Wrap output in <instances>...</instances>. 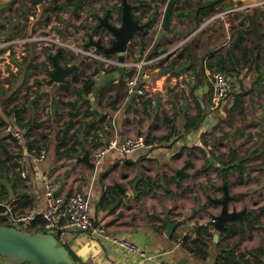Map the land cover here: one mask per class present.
I'll return each instance as SVG.
<instances>
[{"label": "crops", "instance_id": "0c3cea01", "mask_svg": "<svg viewBox=\"0 0 264 264\" xmlns=\"http://www.w3.org/2000/svg\"><path fill=\"white\" fill-rule=\"evenodd\" d=\"M148 1L150 7L144 16L134 19L140 23L146 22L150 15L152 19L142 29L135 31L136 34L128 42L130 45L136 40L133 46L138 58L135 59L145 62L138 76L139 85L146 89L144 94L127 96L125 83L117 91V81L122 72L128 71L127 66L121 72L116 70L111 73L106 71L109 65L83 59L71 62L74 68L61 82L49 79V72L53 69L51 61L48 69L40 75L46 78L34 80L33 95L27 96L25 92L20 95L18 87H14L10 94L15 90L17 92L8 95L9 102L6 99L0 100V117L6 123L20 128L23 135L26 127H31L29 139H35L46 150L41 161L19 157V167L15 168L16 177L13 178L9 172V179L0 182V188L1 184L6 187L7 201L12 209L41 211L46 204L45 182L49 179L58 193L68 194L77 189L89 195L94 225L102 226L106 233L131 239L148 253H158L157 259H147L102 235L66 226L62 232L63 244L74 254L78 264H158V259L163 257L175 264H214L218 252L206 249L205 258L195 253L190 248L194 235L191 236L190 228L186 226L189 220L205 215L202 210L196 211L192 206L197 201L202 205L203 196L206 198L207 195L204 192L191 194L190 189L193 178H203L201 173L193 175L194 170L203 164L212 165L216 172L223 173L221 170L225 167L224 163L244 159L243 165L247 171L243 172L249 176L260 174L259 184H262L260 189L264 195V136H259L264 134L262 35L252 28L248 33L251 35V45H246V37L239 30L233 32L234 27L225 20L228 10L207 15L208 10L202 9L204 4L208 5L207 0H195L194 4L189 0H174L168 28L164 29L161 24L165 7L156 6V11H153L154 1ZM155 1L158 4L161 2ZM167 1L164 0V3ZM196 18L201 19L199 24ZM126 54L128 61L132 59L128 51ZM160 55V59H153ZM6 61L11 65L13 79L20 78L22 66L25 69L24 76L26 70L31 69L26 60L14 64ZM60 63L65 65L62 60ZM68 64L70 62L67 61ZM213 68H222L228 80L227 99H222L216 105L211 102L208 78ZM88 78H91L90 90L83 92L82 81ZM0 83L6 88L12 84L4 81ZM69 88L72 89L70 95L65 92ZM235 93H242V113L236 108L231 109ZM250 95L261 97L256 102L257 109H246ZM0 97L3 98L2 95ZM67 97L70 99L67 100ZM18 98L21 100L19 103L16 102ZM15 103L25 109L19 121L14 120L12 113L8 115L1 110L4 104L10 109ZM63 109L67 111L61 112ZM197 110H200V121L196 127L185 130V114L194 115ZM70 119L75 124L68 130L67 143L77 147V151L74 155L58 156L56 145L66 126L65 122ZM21 121L25 129L20 127ZM170 127L181 136L173 134L169 139H164L162 136L167 134ZM252 128L260 134L257 133L256 140L250 145L248 140H241L245 131L249 132ZM228 130L237 131L232 134L231 143L224 137ZM207 131L213 135L218 149L211 155L207 151L210 144H206L202 138ZM137 135L142 136L150 145L130 152L109 149L103 154L96 171L88 162L79 158L87 150L91 162L93 152L114 137L121 139ZM10 138L3 129L0 135L2 150L9 151V146L4 142H10ZM25 140L27 143L26 137ZM238 145H246L249 149L240 152ZM228 146L231 150L235 148L234 155H230ZM197 151L202 152L201 157ZM253 162L259 165L247 166ZM185 163L187 167L184 171L187 174H179L182 175L179 178L175 173ZM20 170H24V176L20 175ZM229 172L231 178L236 173L239 175L238 164L232 165ZM144 176L157 180L159 186L146 190ZM170 177L177 179L168 183ZM177 183L182 184L186 191L184 195L191 194L192 204H184L185 196L177 194L181 191L179 187L176 188ZM257 183L254 181L245 187L237 181L232 183L230 191L227 188L232 198L230 201L237 203L248 199L250 204H246L247 208L264 206V196L263 199H251L248 194L258 192ZM200 184L206 186L204 181ZM106 186H112V189L105 192L107 202L98 205ZM143 189L146 193L140 194ZM244 190L248 191L245 193ZM239 193L245 194L242 198H233V195ZM169 209L171 213H167ZM168 222L174 223L170 230ZM199 224H207L210 231L211 221L208 219H202ZM244 241L249 242L246 244L248 248H259V257L264 259L263 230L254 229ZM202 247L207 248L206 244ZM162 251L167 252L159 254Z\"/></svg>", "mask_w": 264, "mask_h": 264}, {"label": "rangeland", "instance_id": "374dc122", "mask_svg": "<svg viewBox=\"0 0 264 264\" xmlns=\"http://www.w3.org/2000/svg\"><path fill=\"white\" fill-rule=\"evenodd\" d=\"M64 0H0V82H9L10 84L7 88L4 85H1L0 83V95H2L3 98L6 99L7 102H9V94L12 91L14 87H18V92L20 90V95L22 92H25L28 95H33L35 89L33 88L34 80L36 79H45L43 76H40L43 74V71L48 69V65H50V62L47 59L46 53L54 54L57 51L58 47H62V51L64 54V58L66 61L75 62V61H94V63H98L95 59H89L86 57V55L78 52V49L86 50V51H94L96 53L105 55L111 60L117 61L118 54L116 52L111 53H104L102 49H97L94 45H87L89 39L92 40H100V42L104 46H109L111 44V41L114 39V35L111 33L110 30L107 29V27L100 22V19L104 17V15H107L108 21L114 25H119L121 23V15L118 12V6H119V0H86L83 5L80 8L73 9L72 6H69L67 9H61L59 8L60 3ZM153 4V11H156V6L166 7L167 3H164V0H161L158 4L155 0ZM160 1V0H157ZM190 3L195 2V0H189ZM198 1V0H196ZM202 0H200L201 2ZM220 1V0H218ZM264 0H221L218 4L213 6V9L208 11L207 15L212 16L214 14L219 13L222 10H228V13L225 17L226 21H229V23L234 27L233 32L235 29L239 30L241 34H243L245 38V44L248 43L251 45V35H249V30L252 29V26L256 27L258 30V33L262 35V39L264 41V2H261ZM236 2V3H235ZM216 3V2H215ZM235 3V5L233 4ZM165 4V6H164ZM214 4V3H213ZM148 9V8H147ZM165 10V8H164ZM151 18V15L148 16ZM134 18V17H133ZM149 18V19H150ZM258 19V22H256V19ZM148 18L146 21H150ZM253 23V25L251 24ZM250 25V26H249ZM241 28V29H240ZM232 32V33H233ZM136 34V33H134ZM133 34V35H134ZM249 35V36H248ZM136 40H134L135 42ZM134 42L132 44H128L127 49L125 53H123L125 56H127L126 52L128 51V55L131 56L132 59H129V61L137 60L135 58H138L135 56V48H134ZM14 63H23L30 62L35 65V67L29 69V71L26 70L25 73H29L28 75H32L31 77L24 76V68L22 72L20 71V78L17 77V79H13V74L11 72V65L6 61ZM20 61V62H19ZM126 61H128L126 57ZM116 66L109 64L107 67ZM131 71V68H128V71ZM2 71L4 73H2ZM133 71V70H132ZM211 71V70H210ZM28 81H31L29 84H27ZM72 90L69 88V90H66V94L70 95ZM12 94V93H11ZM10 94V95H11ZM21 97V96H20ZM35 97V96H34ZM225 100L227 97H224ZM223 98V99H224ZM70 98L67 97V100ZM261 97H252L251 95L248 96V106H246V109H257L256 102L260 100ZM264 99V98H263ZM5 101V100H4ZM16 102L19 103L21 100L16 99ZM15 103V104H17ZM14 104V105H15ZM9 108H7V105L4 104V108L1 110L5 113ZM244 109V107H243ZM67 111V109H63L61 112ZM6 114V113H5ZM27 117V114L25 115V118ZM24 118V117H23ZM1 120H4L0 117ZM6 121V120H5ZM23 122L21 121L20 127H24L25 125H22ZM213 128V126L211 127ZM257 129H260L258 127ZM3 132V125H0V135ZM237 131L231 132V130L227 131L226 137L228 139V143H231L232 134H235ZM246 133V134H245ZM243 135V140L246 142L249 141V144H253V142L256 140V136L258 130H255L252 128L249 132L245 131ZM264 133V132H263ZM260 134V133H259ZM264 136L263 135H259ZM206 144H210V148H207L208 154L211 155L215 152L217 149L216 144L214 143V137L213 135L209 134V131H207L203 137ZM2 139V138H1ZM233 140V139H232ZM235 140V139H234ZM4 142V141H3ZM7 147L9 146L10 153H19V149L15 143V141L10 138V142L5 141L4 142ZM0 145V161L1 159L7 160L3 150L1 149ZM248 146H241L238 145V149L240 152H244L245 149H247ZM229 153L231 151V147L228 146ZM235 149V148H234ZM249 149V148H248ZM218 150V149H217ZM233 150V149H232ZM198 155L201 157L202 152L197 151ZM211 153V154H210ZM220 154V152H217ZM264 153V151H263ZM191 163V162H190ZM9 165L10 169L6 173L1 167L0 164V182L6 181V175L11 172V175L13 177V168L9 163H5ZM193 165V164H192ZM206 165V166H205ZM247 165V164H246ZM258 162H253L248 164L247 166H258ZM201 167H204V170H202V179L197 180L198 178H193L192 181V188L191 194L193 193H199L204 192L206 194V198L203 196L204 203L200 205L198 201L193 204L192 207H195L197 210H202V212L205 214L199 217H196L194 219L189 220L186 226H188L190 229L191 236L195 235L194 229L195 226H198L202 219H208L209 221H212L211 215H216L219 213L220 206L214 203L213 201H209L210 198H219L222 196V184L226 183V187L228 184L229 186L234 182H238V184H241L243 187L247 186L249 183L258 182L260 183V178L258 175L260 174H247L246 172H242V174L239 176L237 173L233 178L230 176L228 177V181L222 182L220 178V172L215 171L214 167H210L209 164H203ZM200 167V168H201ZM246 167V166H244ZM199 169V168H197ZM194 170V174L196 173ZM247 171V169L245 168ZM16 173V170H14ZM245 173V174H244ZM15 175V174H14ZM256 175V176H254ZM187 181V180H186ZM196 181V182H193ZM206 182V188L205 185H201L200 183ZM255 184V186H257ZM195 185L197 187H195ZM262 184L258 185V192H255L253 195L249 194V197L251 199L259 197V199H263V190L260 189V186ZM176 188L181 190L179 193L182 196H185L184 198V204H192L193 199L191 194L184 195V188L182 187V184L178 185L175 184ZM75 190V189H74ZM208 190H210L208 192ZM230 191V189H229ZM248 190H244L243 192H247ZM72 192V191H71ZM240 195V194H239ZM244 196V195H243ZM239 197V196H238ZM242 198V197H241ZM246 204H250V201L248 199H244L242 202L232 203L230 201L229 203V209L235 208L236 210H241V208L245 207L247 208ZM210 208L207 210V208ZM256 209H259L258 207ZM246 211V210H245ZM262 221H264V217L261 218ZM210 223V222H209ZM264 225V222H263ZM264 231V227L260 228ZM210 232L212 233H218L219 231L215 229L211 222V228ZM190 237V235H189ZM236 237H229L226 238L225 241H232ZM218 240V238H217ZM242 240L240 243L239 249H249L246 244L248 245V241ZM244 241V242H243ZM216 241L212 239H208V242L206 244L207 248L210 249L213 252H218L217 247L214 245ZM245 243V244H244ZM203 246V245H202ZM217 254V253H216Z\"/></svg>", "mask_w": 264, "mask_h": 264}, {"label": "built area", "instance_id": "2783aa9c", "mask_svg": "<svg viewBox=\"0 0 264 264\" xmlns=\"http://www.w3.org/2000/svg\"><path fill=\"white\" fill-rule=\"evenodd\" d=\"M78 52L86 55L89 59H95L104 65L112 64L118 66L121 64L118 60L113 61L105 55L94 51L78 49ZM161 57L162 56L160 55L153 59L158 60ZM143 63L145 62L142 59L133 61L125 60L123 63L125 67L127 66L133 70H131V74L125 79V91L127 96L137 97L145 93L146 89L138 83L139 70ZM208 78L211 84V102L216 105L228 92L227 76L222 69L213 68L209 72ZM3 129L13 138L23 158H29L34 162L44 159L46 154L45 148H40L39 150L34 148L28 149L23 131L20 128L12 126L10 123H6L3 126ZM149 145L150 144L140 135L127 136L121 139L114 137L111 141L105 143L93 152L91 163L94 171H96L103 154L109 149L113 148L121 152H130L148 147ZM19 173L21 176H24V170H20ZM45 201V207L41 211H21L18 209H12L9 201H0V224L11 225L26 230L36 218H39L41 221L36 224L35 228L54 234L60 244H63L62 232L64 228L66 226H71L102 235L147 259H157L156 255H158V253H148L141 249L131 239L116 234L106 233L102 226L94 225L91 215V202L87 193L77 189L68 194L58 193L55 191L53 182L48 179L45 182ZM166 252L167 251H162L159 254H164ZM158 264L175 263L170 259L163 257L158 259Z\"/></svg>", "mask_w": 264, "mask_h": 264}, {"label": "trees", "instance_id": "16d2710c", "mask_svg": "<svg viewBox=\"0 0 264 264\" xmlns=\"http://www.w3.org/2000/svg\"><path fill=\"white\" fill-rule=\"evenodd\" d=\"M86 0H64L60 3L59 8L61 9H67L69 6H72L73 9L76 8H80L83 3ZM131 3V12H132V16L134 18H140L141 16H144L145 11L147 10V8L150 7V2L148 0H129ZM221 1V0H220ZM220 1L211 4V5H205L203 6L202 9H207L208 11L213 9V6L218 4ZM186 2V1H185ZM120 3V0H119ZM203 4V3H202ZM139 7H144V9H139ZM118 12L121 15V5L119 4L118 6ZM138 12L137 14H134L133 12ZM150 17H148L149 19ZM152 19V18H151ZM256 19V22H258V19ZM201 19L196 18V23L199 24ZM251 24L253 25V23L251 22ZM250 26V25H249ZM252 28L256 29L257 28L252 26ZM241 29V28H240ZM238 30V29H237ZM258 32V31H257ZM241 34V33H240ZM135 35V34H134ZM134 35L132 36V38L134 37ZM255 47L257 46V44L254 45ZM47 55V59L49 62H51L50 59V55L49 53H46ZM258 55V54H257ZM57 60L60 62L61 60L64 62V64L66 65L67 61L64 58V54L63 52H60V54L57 57ZM236 62L238 61L237 58L234 59ZM173 62V60H172ZM30 68L35 67V65L33 63H28L27 65ZM222 69V68H220ZM75 70V69H74ZM117 66H111V67H107L106 71L107 72H116ZM223 70V69H222ZM131 74V71H124L120 74V79L117 81V91L120 90V88L123 86V84L125 83L124 78L127 76H129ZM28 74L25 73V76H27ZM112 81V80H111ZM90 84H91V78H88L84 81H82V91L83 92H88L90 90ZM17 90L13 91L12 94L16 93ZM242 93H235L234 94V101L233 104L231 106V109L236 108L238 110V112L242 113ZM24 108L19 106L18 104L13 105L10 109H8L7 111H5L6 114L10 115L11 113L14 116V120L15 121H19L21 119V114L24 112ZM185 118H186V123H185V130H188V127H196L197 126V122L200 121L201 115H200V110H197L196 114L194 115H189V114H185ZM31 120L27 121V124L30 122ZM6 121L5 120H1L0 119V125H5ZM35 124V123H34ZM66 126L64 127V129L62 130V134L59 137V141L56 145V151H57V155L58 156H62V155H74L76 154L77 151V147H74L73 144L68 145L67 141H68V130L71 126H73L75 124V121H72L71 119L65 122ZM195 124V125H194ZM91 126H93V124H91ZM31 127H26L25 131H24V135L27 139V148L31 149L34 148L36 150H39L40 148H44L43 145L36 143L35 139H29V136L31 135ZM173 134H177L176 136H181L179 135L178 131L175 130L173 127H170L167 134L163 135L162 137L164 139H169ZM3 153L6 157V161L5 159H1L0 164L1 167L4 171H6V173L9 171L10 167L9 165L5 164L6 162L9 163L12 168L15 170V168L19 167V161L18 158L21 157L20 153H10L7 150H3ZM235 150H231L230 151V155H234ZM245 162L244 159L240 158L237 161H227L226 163H224L225 167L223 168V173L220 174L221 176V180L222 182L224 181H228V177H229V168L232 165H237L238 164V169H239V176L242 174V172L245 170V165H243ZM190 166H192V163L189 164ZM206 166V165H205ZM210 167L212 165H209ZM13 170V178L16 177L15 171ZM202 170H204V167L199 168L195 171L196 173L201 172ZM6 179H9L8 175L5 176ZM179 178H182V175L178 176ZM177 179V178H176ZM175 177H170L168 179V183L175 181L176 180ZM144 185L146 188V190H150L151 188L157 187L159 186V183L157 182V180L155 179H151L149 176H144ZM137 184V183H136ZM1 188H0V201H7L8 200V192L5 189V185L1 184ZM110 189H112V186H106L100 196V199L98 201V205L102 204L103 201L107 200L105 199V192L109 191ZM146 190L143 189L140 194H144L146 193ZM240 194V195H239ZM236 195H233V198H237L238 196L241 198L243 197V195L245 193H239ZM210 201V199H209ZM211 202V201H210ZM259 209L256 208H246V211L242 214L241 218H235L233 220H230L228 222H226V228L222 231H220L219 236H218V240L215 242V246L218 249V253L214 258V264H264V259H261L259 257L260 254V250L259 248L255 247V248H249V249H239L240 243L242 242L243 239L245 238H249L252 234V231L254 229L257 228H262L264 227L263 225V221H262V217H264V206H260L258 207ZM167 213H171V209H169L167 211ZM41 220L39 218H36L31 224L30 227H28L26 230L32 231V232H39L41 231L38 228H35L36 224L39 223ZM195 235L194 237L191 239V247L193 248V250L195 251V253H197L200 257L205 258L207 255V250L205 247H202V245L207 244L208 239H212V233L208 230V225L206 224H199L198 226H195L194 229ZM207 236V237H206ZM236 237L235 239H233L232 241H225L226 238L229 237ZM187 236L184 237V241H186ZM71 256L77 261L76 257L74 256V254L70 251ZM0 264H30L27 262H10L8 261L6 258L1 257L0 260Z\"/></svg>", "mask_w": 264, "mask_h": 264}, {"label": "water", "instance_id": "95a60500", "mask_svg": "<svg viewBox=\"0 0 264 264\" xmlns=\"http://www.w3.org/2000/svg\"><path fill=\"white\" fill-rule=\"evenodd\" d=\"M218 0H207L206 4H212ZM174 0H168L165 10L164 18L161 26L164 29L168 28ZM121 5V23L114 25L108 21L105 14L100 22L104 24L108 30L114 35V39L109 46H104L100 40L89 39L87 45H94L97 49H102L104 53L116 52L118 54L117 60L121 63L117 66L118 71L124 70L123 65L126 60L125 53L128 42L133 36L134 32L142 29L147 21L140 23L138 19H134L131 13V7L128 0H120ZM62 51V47H58L54 54L50 55L53 64V69L49 72L50 81L61 82L64 77L69 74L74 68V64L62 65L57 57ZM88 151L84 152L80 160L88 162L90 166L92 163L89 161ZM187 163L177 169L175 175L184 174V169ZM187 174V173H185ZM223 194L219 198H210L211 201L220 206L219 213L211 215L212 224L217 231H222L226 228V222L235 218H241L245 212V208L236 210L235 208L229 209V202L232 199L226 183L222 184ZM174 223L168 222V230L173 227ZM168 232V231H167ZM213 240L217 241L218 233H213ZM1 257L6 258L10 262H27L30 264H78L77 261L71 256L69 249L60 244L57 237L46 231L32 232L23 230L11 225L0 224V260Z\"/></svg>", "mask_w": 264, "mask_h": 264}]
</instances>
